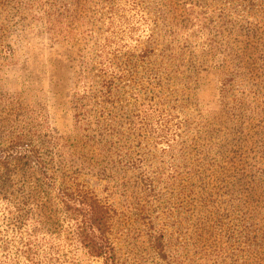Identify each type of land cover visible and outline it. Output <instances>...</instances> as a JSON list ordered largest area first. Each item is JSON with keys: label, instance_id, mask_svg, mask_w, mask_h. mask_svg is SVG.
Here are the masks:
<instances>
[{"label": "rangeland", "instance_id": "obj_1", "mask_svg": "<svg viewBox=\"0 0 264 264\" xmlns=\"http://www.w3.org/2000/svg\"><path fill=\"white\" fill-rule=\"evenodd\" d=\"M3 149L39 164L0 179V264H101L62 188L117 264H264V0H0Z\"/></svg>", "mask_w": 264, "mask_h": 264}, {"label": "trees", "instance_id": "obj_2", "mask_svg": "<svg viewBox=\"0 0 264 264\" xmlns=\"http://www.w3.org/2000/svg\"><path fill=\"white\" fill-rule=\"evenodd\" d=\"M21 143V138L17 139ZM36 152L21 153L18 151H0V179L7 177L16 164H39ZM60 202L65 213L75 221V238L87 254L99 259L101 264H117L116 255L111 243L109 208L100 203L89 191L62 188ZM152 244L158 255H163L162 234L153 236Z\"/></svg>", "mask_w": 264, "mask_h": 264}]
</instances>
